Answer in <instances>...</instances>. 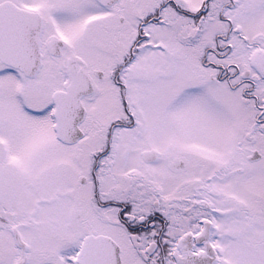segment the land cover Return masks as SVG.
<instances>
[{
  "label": "snow or ice",
  "instance_id": "6c2138e0",
  "mask_svg": "<svg viewBox=\"0 0 264 264\" xmlns=\"http://www.w3.org/2000/svg\"><path fill=\"white\" fill-rule=\"evenodd\" d=\"M0 264H264V0H0Z\"/></svg>",
  "mask_w": 264,
  "mask_h": 264
}]
</instances>
